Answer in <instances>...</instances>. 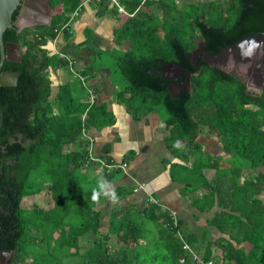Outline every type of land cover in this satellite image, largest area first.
<instances>
[{"label": "trees", "instance_id": "trees-1", "mask_svg": "<svg viewBox=\"0 0 264 264\" xmlns=\"http://www.w3.org/2000/svg\"><path fill=\"white\" fill-rule=\"evenodd\" d=\"M191 1L197 3V14L189 16L187 27L193 32L191 40L206 43L204 53L218 55L223 48L264 34V0ZM81 2L50 0L51 26L4 35L5 43L18 44L22 51L21 63L3 67L5 73L20 74L17 87L0 88V250L13 253L8 264H199L183 250V242L203 264H264V92H250L241 78L202 61L192 68L186 54L197 46L182 39L178 0H120L137 19L117 31L131 43V50L114 65L123 84L119 96L135 121L143 113L161 111L173 129L169 147L176 150L179 142L186 143L191 152L186 157L193 155L195 171L216 172L193 204L209 213L218 199V206L230 212L216 213L209 225L252 249L247 253L224 238L212 242L209 233L199 243L148 199L142 207L120 204L133 192L123 188L115 190L117 203L107 213L108 232H100L103 197L93 199L96 187L82 173L92 161L83 130L112 126L115 118L106 105L93 106L83 122L89 103L75 94L72 84L60 85L53 98L51 70L69 65L46 49ZM98 4L104 13L110 8L107 0ZM152 6L163 12L162 20L155 14L149 21L144 17L142 9ZM17 16L15 12L14 21ZM69 33L64 32L66 39ZM169 64L193 73L190 89L178 98L168 92L174 81L162 70ZM201 132L217 138L232 159L206 157L197 143ZM245 169L252 173L241 183ZM114 173L103 179L111 182ZM43 195L49 199L44 205ZM30 198L35 201L28 217L24 204ZM34 233H44L33 238L42 243H28ZM89 233L96 240L83 248L81 241Z\"/></svg>", "mask_w": 264, "mask_h": 264}, {"label": "crops", "instance_id": "crops-1", "mask_svg": "<svg viewBox=\"0 0 264 264\" xmlns=\"http://www.w3.org/2000/svg\"><path fill=\"white\" fill-rule=\"evenodd\" d=\"M100 1L96 0L84 6L80 17L71 26L69 39H66L63 34L56 44L53 43L54 41L49 42L46 47L51 55H56L54 53L56 48L58 52L75 61L79 74L87 78L88 88L96 93L95 106L106 105L115 118L112 126L100 129L87 128L88 137L93 143L87 139L86 141L89 145L90 157L95 161H91V165L87 169L84 168L82 173L97 189L101 178L116 172L117 175L109 182L106 191L115 193L118 188L133 190L132 195L120 204L142 207L148 196H151L164 212L174 213L178 222L182 223L183 231L194 235L199 243H203V231L210 234L212 242L217 243L223 238L231 241L229 235L222 234L208 223L216 213L230 212V210L220 208L218 199L209 213L201 212L193 204L195 196L202 198L206 193L202 187L215 179L216 172L205 170L203 174H199L195 171V165L194 167L192 165L193 155L190 156L192 158L186 157L191 154L190 152L188 155L186 143L179 142L176 150L169 147L167 141L171 138L173 129L167 125L161 111L143 113L139 115V120L135 121L127 106L121 101L119 93L123 84L119 82L114 63L131 50V43L123 37L120 38L117 31L130 19H137V16L120 15L111 5L104 13L98 4ZM178 8L181 10L179 5ZM142 11L148 21L154 14L159 20L163 19V12H156L154 6L148 9L143 8ZM138 21L140 22L141 19ZM158 35L164 36L162 29ZM163 73L167 78L176 75V72L171 70H163ZM51 80L53 98H56L60 85L72 84L75 94L83 101H87L88 93L85 87L73 78L69 68L51 70ZM197 143L204 148L206 157L213 156L214 160L221 157L225 161L232 159L219 140L208 135L207 132L199 134ZM124 164L127 165L125 170L114 172H108L104 167V165L123 166ZM173 168L176 180L173 179ZM243 173L241 183H244L252 172L245 169ZM139 184L146 185V193L134 192ZM100 195L103 197V202L98 209L105 211L100 229L103 234L108 232L107 213L117 200L116 198L113 200L110 195L104 193ZM260 199L264 202V194L260 196ZM95 240L96 235L89 233L87 238L81 241L85 243L82 247L88 249L89 243ZM231 242L237 248H244L247 253L252 249V245L247 242L242 245ZM220 253L218 250L216 255Z\"/></svg>", "mask_w": 264, "mask_h": 264}, {"label": "water", "instance_id": "water-1", "mask_svg": "<svg viewBox=\"0 0 264 264\" xmlns=\"http://www.w3.org/2000/svg\"><path fill=\"white\" fill-rule=\"evenodd\" d=\"M15 12H18V16L14 21ZM52 18L53 10L50 0H0V88L17 87L20 74L5 73L3 72V67L6 62L21 63L22 61L20 46L14 43H5V33L8 30H16L20 33L25 29L38 26L49 27L51 26ZM206 46V43L201 41L196 49L186 54L194 70L198 68L200 61L215 68H220L218 65L223 61H229L233 65L234 62L235 64L238 62L239 67H242L241 69L244 68L247 62L244 72L247 68V74L250 77L251 83L261 90L260 96L263 94L264 34L253 35L235 46L223 48L218 55L204 53ZM228 64L226 65L228 66ZM226 65H224L225 68L227 67ZM220 69L227 72L223 68ZM163 70L176 72L175 76L168 78L174 81L168 88V92L173 98H178L190 89L192 72L188 73L186 69L176 64L166 65V67H163ZM239 73L242 76L244 75L241 70H239ZM246 86L250 90V86L248 84ZM3 122L4 116L0 109V130ZM12 255L11 251L0 250V264H8Z\"/></svg>", "mask_w": 264, "mask_h": 264}, {"label": "built area", "instance_id": "built-area-1", "mask_svg": "<svg viewBox=\"0 0 264 264\" xmlns=\"http://www.w3.org/2000/svg\"><path fill=\"white\" fill-rule=\"evenodd\" d=\"M95 1L96 0H82V2L78 6V8L75 10V12L70 16L68 22L60 30H56L57 38L54 40V42H53L54 44H56L58 38L61 35H63L64 32H66V31L70 32L71 31V26L80 17L81 13L83 12L84 6L86 4H92ZM108 1H109L110 5L112 6V8H114L120 15H127V16L129 15L126 12L125 8L122 6L120 0H108ZM54 53L68 62V65H69L68 68H69L70 73L72 74L73 78L80 81L88 93L87 102L89 103V109L86 111L85 115L83 116V122H85L87 120V115H88L90 108L96 105V93L94 90L88 88L87 78L84 77L83 75L79 74V72L77 71L74 60H72L70 57H67L66 55L62 54L61 52H58L56 48L54 50ZM83 135H84L85 139H87L88 141L90 140V143H93V141L88 137V133H87L86 129L83 130ZM91 160L95 161L92 158H91ZM104 167L106 168V170L108 172H114V171H118L121 169L125 170L127 168V165L126 164H124L123 166H121V165L120 166L119 165H104ZM138 192H145L146 193V185L139 184L135 190V193H138ZM148 200L150 203L159 205L158 202L156 200H154L151 196H148ZM171 217H172V221H173L174 226H178V219H177L176 215L173 213V214H171ZM179 236H181V234H179ZM181 238H182V236H181ZM183 243H184L183 250L192 255L193 261L197 262L199 264H203L202 260L198 257V255L195 254L185 242H183Z\"/></svg>", "mask_w": 264, "mask_h": 264}, {"label": "rangeland", "instance_id": "rangeland-1", "mask_svg": "<svg viewBox=\"0 0 264 264\" xmlns=\"http://www.w3.org/2000/svg\"><path fill=\"white\" fill-rule=\"evenodd\" d=\"M219 1L222 3H225V0H219ZM178 5L182 9V16H181V21H180V24L182 25V39L187 45H190L191 43H195V45L197 46L198 44L201 43V40H196L195 42L193 40H191L193 32L190 31L189 27H187L188 26L187 24L190 22L191 18H193L197 14V9H196L197 3H195L194 1H191V0H178ZM191 5H193V6H191ZM202 9H204V7H200V10H198L199 14H201ZM189 16L191 18H189ZM114 64H116V63H114ZM218 66L220 68L225 69L230 74H233V75L241 78L246 84H248L250 86L251 92H253L257 95H259V93L261 92L260 89H258L257 87H255L251 83V80H250V77H248V74H247V79H246V76L245 77L242 76L241 73H239V71L237 70V68L233 64H230L228 66L226 65L227 66L226 68L221 63H219ZM85 177H86V179H88V177L86 175H85ZM43 197L44 198H43L42 202L44 201V203L46 204L47 200H49V199L45 195H43ZM34 201L35 200L33 198H30V199H27V202L24 204V206H25L24 210H25V212H28V213H26V216H28V217L32 216L31 211L33 210L32 207H33ZM35 219H37V218L36 217L33 218L32 221ZM39 221L37 223L41 224V221L40 222ZM76 224H77V222H76ZM206 233L208 234V232L203 231V236H205ZM37 235L43 237L44 233H40V234L34 233L33 235H29L30 237L27 239L28 243H42V242H35V240L33 239L34 237H37ZM44 243H47V241H45ZM81 244L84 245L85 243H81ZM26 264H30V262H28Z\"/></svg>", "mask_w": 264, "mask_h": 264}, {"label": "clouds", "instance_id": "clouds-1", "mask_svg": "<svg viewBox=\"0 0 264 264\" xmlns=\"http://www.w3.org/2000/svg\"><path fill=\"white\" fill-rule=\"evenodd\" d=\"M109 187V182L103 178H101V180L98 182V188L95 191V195L93 197V199H97V197L101 194L104 193L105 195H110L112 197L113 200H115V193L113 192H107V188Z\"/></svg>", "mask_w": 264, "mask_h": 264}, {"label": "flooded vegetation", "instance_id": "flooded-vegetation-1", "mask_svg": "<svg viewBox=\"0 0 264 264\" xmlns=\"http://www.w3.org/2000/svg\"><path fill=\"white\" fill-rule=\"evenodd\" d=\"M225 62V63H224ZM229 63V64H228ZM221 64L224 66V65H226V64H228V65H230V62L229 61H223V62H221ZM234 65L236 66V68H237V70L239 69V70H241V72L244 74L243 76L245 77V75L247 76V68H246V71L244 72V68L245 67H247V62H246V65L244 66V68L243 69H241L242 67H239V64H238V62H236V64H235V62H234ZM238 70V71H239ZM173 76V75H172ZM246 79H247V77H246ZM244 82V81H243ZM244 84L246 85V83L244 82ZM247 87V86H246ZM248 90V89H247ZM248 91H250V90H248ZM251 92V91H250Z\"/></svg>", "mask_w": 264, "mask_h": 264}]
</instances>
